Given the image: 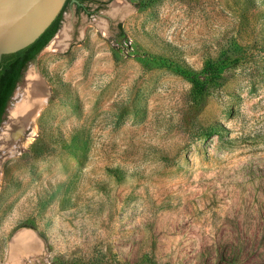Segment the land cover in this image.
I'll return each instance as SVG.
<instances>
[{
    "label": "rangeland",
    "instance_id": "374dc122",
    "mask_svg": "<svg viewBox=\"0 0 264 264\" xmlns=\"http://www.w3.org/2000/svg\"><path fill=\"white\" fill-rule=\"evenodd\" d=\"M43 85L0 264H264V0H95Z\"/></svg>",
    "mask_w": 264,
    "mask_h": 264
},
{
    "label": "water",
    "instance_id": "95a60500",
    "mask_svg": "<svg viewBox=\"0 0 264 264\" xmlns=\"http://www.w3.org/2000/svg\"><path fill=\"white\" fill-rule=\"evenodd\" d=\"M67 0H0V63L4 54L34 43L55 21ZM78 1H83L80 4ZM95 0H72L50 42L23 71L8 103L0 130L32 98Z\"/></svg>",
    "mask_w": 264,
    "mask_h": 264
},
{
    "label": "trees",
    "instance_id": "16d2710c",
    "mask_svg": "<svg viewBox=\"0 0 264 264\" xmlns=\"http://www.w3.org/2000/svg\"><path fill=\"white\" fill-rule=\"evenodd\" d=\"M72 0H67L62 11L50 27L31 45L14 53L4 54L0 63V124L8 103L21 80L27 65L50 42L60 28L63 12ZM83 1H78L82 3ZM80 8H82L80 4ZM198 86V85H197Z\"/></svg>",
    "mask_w": 264,
    "mask_h": 264
},
{
    "label": "bare ground",
    "instance_id": "6f19581e",
    "mask_svg": "<svg viewBox=\"0 0 264 264\" xmlns=\"http://www.w3.org/2000/svg\"><path fill=\"white\" fill-rule=\"evenodd\" d=\"M48 97L49 93L44 88L42 81L32 98L5 125L0 135V140H3V144L0 145L1 148L11 147L13 149L18 146V142L23 140L25 130L35 120L44 104L47 103ZM13 244L14 246H22V250L26 252H38L37 241L32 232L20 233L13 241Z\"/></svg>",
    "mask_w": 264,
    "mask_h": 264
}]
</instances>
